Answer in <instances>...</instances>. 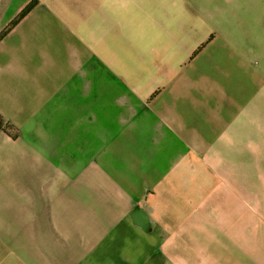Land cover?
<instances>
[{
  "label": "crops",
  "instance_id": "0c3cea01",
  "mask_svg": "<svg viewBox=\"0 0 264 264\" xmlns=\"http://www.w3.org/2000/svg\"><path fill=\"white\" fill-rule=\"evenodd\" d=\"M33 2L0 42V116L18 135L0 129V264H25L17 241L32 257L39 233L44 264H264V0H0V34ZM55 60L96 89L92 113L75 105V78L50 81ZM183 88L218 95L210 115L205 98L189 110L216 159L159 182L115 146ZM102 132L111 150L90 155ZM194 145L196 161L212 154Z\"/></svg>",
  "mask_w": 264,
  "mask_h": 264
},
{
  "label": "rangeland",
  "instance_id": "374dc122",
  "mask_svg": "<svg viewBox=\"0 0 264 264\" xmlns=\"http://www.w3.org/2000/svg\"><path fill=\"white\" fill-rule=\"evenodd\" d=\"M56 66L59 67L60 71L55 79H50L54 82L56 86H69L74 78L76 79L75 87V96L74 101L76 104H81L84 106H90V113L93 112L94 106H91L90 103L95 101L96 89L87 88L85 85V74L78 72H69L66 69V60H55ZM51 74V73H50ZM20 80V76H17ZM30 76L24 79L25 90L29 93V88L32 85V82L29 80ZM78 80L80 81V87L78 85ZM196 78H193V82H197ZM79 88V91H78ZM19 92V91H18ZM127 94L132 92H125ZM108 97V96H107ZM104 94L102 96L98 95L100 101H105L108 99ZM147 98V97H146ZM203 98L209 101V104L212 106L210 108H205L203 104L201 107L200 113H207L210 115V110L214 108L212 103H215L218 100V95H206L198 90H191L188 88H183L182 93L175 99L174 96L168 97V92L166 95L158 102L155 103L158 107V111L152 115V119L144 124L137 125L133 123L132 128L128 129L121 136L115 146L119 150H132L138 155V167L153 175L155 180L159 182L167 183L170 180H183L186 178V169L189 168L190 163L206 164L214 163L216 155L213 154V150H217L216 143L212 139L210 134V139L208 140L205 137L206 129H210V126L203 125L202 121L197 116L190 118V107L192 101H200ZM24 99L29 100L30 98L24 97ZM172 100V104H170ZM34 108L33 104H29V110ZM87 109L85 107L80 108V115H85ZM89 116V113H87ZM83 125H89V123L81 124V131ZM90 143H88V149L90 150V155H95V150H111V141L107 136V132L98 133L95 136L89 137ZM198 141H204L207 146L212 150V154L209 158L204 157V159L197 158L195 160V154L201 156L203 155V147L196 146L194 143ZM248 141V140H247ZM194 148V150H189ZM62 147L66 148V144ZM62 149V148H61ZM67 150V149H64ZM181 150H184L181 153ZM227 153L229 155L228 162H232L233 156V144L232 142L226 144ZM207 159V161H206ZM95 162V159H93ZM92 162V164H94ZM90 163H86L80 167V170L77 175L71 176L70 180L73 183L79 182V176L83 172L89 171ZM107 171L106 169H103ZM132 171L136 172V166L131 168ZM207 174L212 173L211 169L206 171ZM148 175V176H149ZM108 178L111 180L113 176L108 174ZM7 202V201H5ZM60 205L58 203V210L60 212ZM104 218H97L95 230L105 228L103 224ZM33 237L38 239V243H32V257L28 254L29 243L25 239L24 235H20V241H17V253L18 256H21L25 259V264H44L40 263L42 258L41 252V243L40 240L43 237L42 233L37 235L33 234ZM61 242H64L60 238ZM58 245L54 244V249H57Z\"/></svg>",
  "mask_w": 264,
  "mask_h": 264
},
{
  "label": "trees",
  "instance_id": "16d2710c",
  "mask_svg": "<svg viewBox=\"0 0 264 264\" xmlns=\"http://www.w3.org/2000/svg\"><path fill=\"white\" fill-rule=\"evenodd\" d=\"M35 7V2L30 3L19 15L18 17L0 34V42L16 27V25L28 15L33 8ZM0 129L9 135L12 139H16L18 137L17 134L11 133V128L7 124L4 123L2 117L0 116Z\"/></svg>",
  "mask_w": 264,
  "mask_h": 264
}]
</instances>
